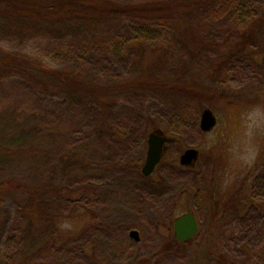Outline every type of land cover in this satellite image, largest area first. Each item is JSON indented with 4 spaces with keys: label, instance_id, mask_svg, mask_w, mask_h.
I'll return each instance as SVG.
<instances>
[{
    "label": "rangeland",
    "instance_id": "374dc122",
    "mask_svg": "<svg viewBox=\"0 0 264 264\" xmlns=\"http://www.w3.org/2000/svg\"><path fill=\"white\" fill-rule=\"evenodd\" d=\"M208 25V42L225 41L223 23ZM0 44L23 48L52 66L76 59L101 84L120 83L133 74L131 61L115 50L72 55L77 43L68 41L54 57L41 37L21 46L8 39ZM175 48L178 56V50L184 54ZM205 50L207 56L217 55L211 45ZM251 50L231 60L214 81V93H203L198 113L186 105L188 112L178 114L180 106L170 108L161 94L138 91L120 92V101L107 94L113 103L107 113L85 100L44 95L19 78H0V142L36 144L8 154L28 166L35 157L36 182L56 175L66 190L56 201L47 235L32 250L38 264H135L139 257L142 264H264V48ZM205 108L216 116L209 132L199 126ZM149 132L174 142L145 177L140 169ZM190 148L198 150L197 160L179 164L180 154ZM66 155L74 156L69 164ZM87 160L105 167H86L60 181L64 170ZM22 202L11 194L4 203L9 217L2 250L23 247L36 235L35 220L19 209ZM187 212L199 224L196 235L183 246H171L173 221ZM131 230L138 241L129 236Z\"/></svg>",
    "mask_w": 264,
    "mask_h": 264
},
{
    "label": "trees",
    "instance_id": "16d2710c",
    "mask_svg": "<svg viewBox=\"0 0 264 264\" xmlns=\"http://www.w3.org/2000/svg\"><path fill=\"white\" fill-rule=\"evenodd\" d=\"M215 21L224 26L225 41L220 43L206 39L212 26L208 24ZM31 37H41L45 50L54 57L62 55L61 46L68 41L77 43L78 51L73 48L72 55L79 51L90 54L100 50V54H107L115 50L121 59L131 61L133 74L120 83L101 84L76 59L52 66L23 48L0 44V78H19L44 95L85 100L107 113L113 107L107 94H115L113 98L120 101L123 91L161 94L170 108L180 106L178 114L184 110L186 114L188 105L198 113L203 93H214V81L226 73L233 58L249 56L254 45L264 48V1L0 0V40L8 39L21 46ZM176 45L182 48L183 55L180 50V56L174 53ZM210 45L216 48L215 57L206 55L205 48ZM23 142L26 141L20 139L16 146H10V140L0 142V240L9 217L4 203L11 194L23 198L19 209L35 220L36 235L20 248L5 246L2 250L0 246V264H38L32 250L40 245L53 223L58 197L66 194L56 175L41 184L36 182L32 175L35 157L28 166L20 162L23 159L8 154L37 147ZM40 142L41 139L37 143ZM73 157L66 155L63 159L69 164ZM86 167L95 171L105 166L87 160L82 167L64 170L60 181L82 173ZM185 243L175 239L171 246ZM142 261L143 257H139L135 264Z\"/></svg>",
    "mask_w": 264,
    "mask_h": 264
},
{
    "label": "water",
    "instance_id": "95a60500",
    "mask_svg": "<svg viewBox=\"0 0 264 264\" xmlns=\"http://www.w3.org/2000/svg\"><path fill=\"white\" fill-rule=\"evenodd\" d=\"M201 119L200 124L201 130L203 132H209L216 124V116L213 114L212 110L205 108L200 113ZM174 142L171 137H166L160 133L149 132L147 134V152L145 156V163L141 167L140 172L145 177L150 176L154 173V170L161 162V158L165 151V146L169 143ZM198 150L195 148L186 149L179 156V164L190 166L192 162L197 160ZM199 224L196 220L194 213L187 212L180 217H177L173 221V231L175 234V239L179 244H183L193 239L198 230ZM129 236H132L136 241H138L137 232L131 230Z\"/></svg>",
    "mask_w": 264,
    "mask_h": 264
},
{
    "label": "flooded vegetation",
    "instance_id": "af4514ba",
    "mask_svg": "<svg viewBox=\"0 0 264 264\" xmlns=\"http://www.w3.org/2000/svg\"><path fill=\"white\" fill-rule=\"evenodd\" d=\"M166 147V146H165Z\"/></svg>",
    "mask_w": 264,
    "mask_h": 264
}]
</instances>
